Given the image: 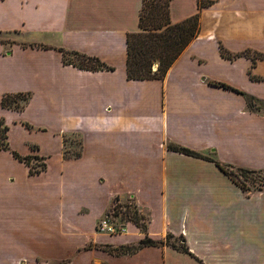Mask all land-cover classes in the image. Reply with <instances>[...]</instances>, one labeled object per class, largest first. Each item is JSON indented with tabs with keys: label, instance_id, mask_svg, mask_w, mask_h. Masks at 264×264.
<instances>
[{
	"label": "crops",
	"instance_id": "crops-1",
	"mask_svg": "<svg viewBox=\"0 0 264 264\" xmlns=\"http://www.w3.org/2000/svg\"><path fill=\"white\" fill-rule=\"evenodd\" d=\"M211 1L164 79L130 80L127 35L139 31L143 0H0V117L12 149L47 163L32 175L0 150V264H264V187L246 193L214 161L169 148L264 171V109L211 83L264 104V59L220 52L223 44L264 53V0ZM199 11L198 0L170 5L173 23ZM28 28L59 43L17 40ZM59 48L115 70L65 64ZM19 92L32 93L23 110L2 107L4 94ZM70 133L83 138L80 158L63 156ZM116 202H134L146 233L133 222L123 233L96 231ZM146 234L184 239L192 254L167 244L134 253L100 246Z\"/></svg>",
	"mask_w": 264,
	"mask_h": 264
},
{
	"label": "trees",
	"instance_id": "trees-1",
	"mask_svg": "<svg viewBox=\"0 0 264 264\" xmlns=\"http://www.w3.org/2000/svg\"><path fill=\"white\" fill-rule=\"evenodd\" d=\"M171 2L172 0H143L139 15V31L130 32L127 35L126 74L128 79H164L169 69L182 52L196 36H198L201 29L200 19L202 8L213 3L211 0H198L199 12L180 22L173 23L170 17ZM0 41L3 42L2 40ZM59 50L63 54V62L65 64H72L79 69L92 71L104 69L115 70L114 67L108 66L97 56L87 55L75 50H66L64 48H59ZM220 52L223 57L228 59H236L240 56L250 57L254 64L258 59H264V53L251 49L233 53L223 44H220ZM72 56L75 57V59L71 58ZM154 66H157V68L155 69ZM252 77L255 78L256 76L252 75ZM211 83L240 92L246 98L250 108L254 106L253 102H257L259 104L257 108L264 109V104L260 103L259 99L245 92L237 90L222 82L213 81ZM31 97V92L6 93L2 97L1 105L4 108L23 110L29 103ZM18 98H22L24 101V105L21 107L18 104ZM27 125L30 126L28 123ZM9 129L10 127L6 123L5 118L0 117V150L10 151L15 158L26 163V165L30 167V173L32 175L43 172L45 169H38L35 163V160L39 157L31 155L24 156L12 149L9 141ZM169 148L189 156L214 161L216 165L246 193H249L251 190V187L248 185L249 180L254 182L258 181V186L255 188L257 190H262L264 187V171L250 170L224 164L187 147L170 145ZM82 153L83 151L79 150L75 155L65 158L77 159L82 156ZM122 208L121 204H116L115 209H117V214L120 213ZM123 214L124 216H129L128 221L138 225L146 233L148 223L141 222V219L143 220L144 217L140 215L135 206L132 210L127 207V209L123 211ZM169 239H171V235H168L165 240H155L146 234L137 244L121 245L117 248L109 246V251L114 252L117 250V253H134L144 246H162L167 244L172 245L180 251L191 253L184 239L180 240V246L172 243Z\"/></svg>",
	"mask_w": 264,
	"mask_h": 264
},
{
	"label": "rangeland",
	"instance_id": "rangeland-1",
	"mask_svg": "<svg viewBox=\"0 0 264 264\" xmlns=\"http://www.w3.org/2000/svg\"><path fill=\"white\" fill-rule=\"evenodd\" d=\"M15 35H16L17 40L30 42V43H25L26 45L32 44L31 42H44V43H48V44L59 43V40H58L59 36L57 39V37L52 33L47 34L46 32H43V31H40V33H39L38 31L31 30L30 28L24 29L22 32H16ZM8 43H10V45L14 44V42H12V41H8ZM71 58L75 59V57H73V56ZM154 67H155V69L157 68V66H154ZM17 100H18V104L20 105V107L24 105V101L22 100V98H18ZM64 141H65L64 152H63L64 157L73 156L79 150L83 151L84 141H83V138L81 137L80 134H78V133H70L68 135L66 134ZM36 164H37L38 169H43V168L45 170L47 169V163L45 161L39 160V161H37ZM44 164H46V165H44ZM60 166H61L60 164L55 163L54 166H52V168H53V170L58 171V170H60ZM111 185H110V187H111ZM248 185L251 187V189H255L258 186V181L254 182L252 180H249ZM116 204H117V202H116ZM115 205L96 224V231L98 233L112 234L113 235V234H118V233L124 232L125 224H127L130 221H128L129 216H127V215L124 216L123 211H125L127 209V207H129V209L132 210L134 208V206L136 207V205L134 204V202H130V203L126 204L125 206H122L123 208L121 209L119 214H117V209H115ZM103 220H107L109 222V224L115 228V232H113V233H110L107 231L102 232L100 228H101V223ZM141 222L146 223L147 222L146 217L143 220L141 219ZM169 240L172 243H175L177 246H180V244H181V242L179 240H175V239H169ZM88 246H90V245H88ZM100 246H102L101 248H103V249L107 247V250L109 251L108 246L103 245V244Z\"/></svg>",
	"mask_w": 264,
	"mask_h": 264
},
{
	"label": "built area",
	"instance_id": "built-area-1",
	"mask_svg": "<svg viewBox=\"0 0 264 264\" xmlns=\"http://www.w3.org/2000/svg\"><path fill=\"white\" fill-rule=\"evenodd\" d=\"M100 229L102 232H105V231L110 232V233L115 232V228L111 226L107 220L102 221Z\"/></svg>",
	"mask_w": 264,
	"mask_h": 264
}]
</instances>
